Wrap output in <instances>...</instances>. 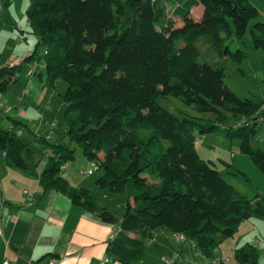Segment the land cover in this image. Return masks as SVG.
Here are the masks:
<instances>
[{
	"label": "trees",
	"instance_id": "1",
	"mask_svg": "<svg viewBox=\"0 0 264 264\" xmlns=\"http://www.w3.org/2000/svg\"><path fill=\"white\" fill-rule=\"evenodd\" d=\"M197 6L203 11L194 21L190 11ZM167 7L181 19V28L166 20ZM258 16L247 0H30L26 17L36 38L34 51L18 66L0 69V94L4 98L28 63L44 65L48 87L65 83L66 139L97 164L101 174L95 183L107 196L124 195V213L117 219L88 189L60 176L74 158L67 146L51 144L48 167L32 174L44 192H60L104 223H118L107 244L110 262L140 263L144 240L158 229L189 239L207 260L242 222L264 221V197H242L197 154V132L218 127L178 118L156 103L158 97H174L197 112H217V119H227V137L239 140L240 152L264 173V153L250 145L256 126L264 123V104L238 99L224 83V68L201 61L196 46L203 39L220 59L241 62L243 51L232 53L226 43L229 22L242 37ZM250 34L254 48L264 52V23H255ZM35 70L29 67L30 73ZM4 118L0 151L8 167L27 172L34 155L19 132L29 130L22 121ZM132 231L139 239L125 234ZM173 256L176 264L179 255ZM259 257L253 244L233 255L235 264H259Z\"/></svg>",
	"mask_w": 264,
	"mask_h": 264
},
{
	"label": "rangeland",
	"instance_id": "2",
	"mask_svg": "<svg viewBox=\"0 0 264 264\" xmlns=\"http://www.w3.org/2000/svg\"><path fill=\"white\" fill-rule=\"evenodd\" d=\"M247 1L259 12L258 18L249 21L247 31L242 37L235 35L234 26L230 21L231 34L228 35L226 41L232 53L237 50L243 51L244 58L241 62L232 59L230 56L220 59L203 39H199L196 46L201 54V61L208 63L215 69L224 68V83L238 99L242 101L249 100L254 104H264V52L261 49L254 48L250 34L251 28L255 23H264V0ZM29 5L30 0H0V63L7 55L11 56L13 54L14 57L22 61L33 53L36 38L31 34L32 29L29 27L26 17ZM202 11V6L194 7L190 11V17L194 21H198ZM166 20H172L174 28L177 29L183 25L179 17L172 15V10L169 7L166 9ZM224 36L223 34L222 37ZM181 45L182 42H179L178 46ZM41 52L39 49L37 53L40 55ZM12 57H10L8 63L10 67ZM8 65L4 67H8ZM40 71L44 76V69L40 68ZM25 73L32 74L29 69L23 68L17 72L16 76L20 77L21 80L22 74ZM20 80L15 89L13 87L14 84L9 87L5 99H3L7 103L9 101L8 105L14 102L19 103V95L21 94L19 89L23 87V85L21 87ZM36 80L38 85L36 86L35 96H30L29 94L24 101V104L29 101V113L37 121L38 125L34 128L39 131L36 136L30 135L26 131L24 132V137L27 139L26 141L29 143V148L32 150L35 159H38L41 165L48 163L52 149L50 145L54 143L53 141L51 142L53 138L56 139V143H62L63 146L69 147L70 150L74 151V158L63 166L67 170L62 168L60 176L69 179V173H73L78 179L85 178L83 185L90 189V195L96 200L97 205L106 207L117 219H120L122 213L117 209L116 203L122 205L124 210V195L107 196L106 191L95 183L101 173L92 170L91 162L82 154L81 149L74 144L70 145L65 137L63 115L65 105L62 100L66 90L65 83L62 80H58L56 87L48 92L46 104L50 96H52V99L49 108H46L45 103L40 107L35 105L36 95L43 88L38 78ZM156 103L178 118H193L199 122V125L205 127L217 126V129L203 134L197 132L196 151L198 156L218 171L220 177L242 197L248 200H253L255 197H264V173L255 165L249 155L239 151V140L227 137L224 131V124L227 119H217V112H197L174 97H158ZM24 107L26 108L22 104V109ZM222 114L228 117L230 115L224 111H222ZM7 115V106H4V109L0 112V119L3 125L7 121L4 118ZM52 124L54 126H51ZM255 130L256 132L251 139L250 145L253 149H259L264 153V123L256 126ZM164 147H166L165 143ZM81 171L85 172V175H81ZM252 222H261L260 224H263L261 234H256L259 244H254L255 234L253 232H250L247 239L256 245L258 249L259 264H264V221L252 219ZM117 224L115 225L118 226ZM185 241L190 243L186 238ZM224 241L220 246L228 249L231 242L229 240ZM229 257L232 258V256Z\"/></svg>",
	"mask_w": 264,
	"mask_h": 264
},
{
	"label": "crops",
	"instance_id": "3",
	"mask_svg": "<svg viewBox=\"0 0 264 264\" xmlns=\"http://www.w3.org/2000/svg\"><path fill=\"white\" fill-rule=\"evenodd\" d=\"M11 56L14 55L11 54ZM11 56L7 55L0 63V69L8 65ZM30 66L31 63H28L24 68L29 69ZM40 68L44 69V65L40 64L35 73L22 74L21 80L16 76L19 72L17 71L14 75L16 81L9 87L14 84L15 89L19 80L21 81V87L22 85L23 87L19 89L21 93L19 103L14 102L8 105L9 101L8 103L4 101L7 106V116L22 121L27 126L29 131L19 132L20 137L26 143L25 131L33 136L39 132L34 129L38 125L29 113V101L24 104L27 95L35 96L36 94L38 85L36 78L43 87L36 95L35 105L37 107L43 103L46 104L48 92L56 87V85L53 88L46 85V76H43ZM13 95L16 96L14 93ZM51 99L52 96L48 98L46 108H49ZM22 104L26 108L21 110ZM51 141L57 142L54 138ZM56 144L63 145L62 143ZM195 147L197 149V142ZM99 157H102V154ZM27 164L31 168L27 172L8 167L5 155L0 151V262L6 259L13 264H32L33 262L34 264L35 262L36 264H98L102 258L106 257L109 234L118 226L104 223L96 213L71 204L67 196L60 192H44L40 187L38 177L32 172L39 175L44 171L49 165V158L48 163L42 164L43 167L35 157ZM68 178L67 180L74 187L85 186L83 185L85 178L78 179L73 173H69ZM116 205L123 214L122 205L119 203ZM260 223L252 222V219L242 222L235 235L227 239L231 242L228 249L219 245L216 252L233 258L234 252L241 246L252 245L247 239L250 232L255 234L254 244H259L256 234L262 232L263 224ZM125 234L131 239H139L137 232L132 231ZM144 245L143 260L140 263L131 264H165L167 258L176 254L179 255V261L176 264L205 262V258L194 250L191 241L187 243L185 238L181 240L177 234L166 229L154 231L152 238L144 240ZM232 258L230 264L232 262L235 264Z\"/></svg>",
	"mask_w": 264,
	"mask_h": 264
},
{
	"label": "built area",
	"instance_id": "4",
	"mask_svg": "<svg viewBox=\"0 0 264 264\" xmlns=\"http://www.w3.org/2000/svg\"><path fill=\"white\" fill-rule=\"evenodd\" d=\"M22 61L17 59L16 57H12V62H11V67L14 66H18ZM32 65V70H35L38 67L37 63L31 64ZM3 96L2 94H0V108H3L4 106V100H3ZM260 111L264 112V106L261 107ZM243 122H241L242 124ZM91 168L92 170L96 171L97 170V164H95L94 162L91 164ZM81 175H85V172L81 171L80 172ZM117 230H112L111 233L109 234V241L112 240L115 236ZM179 239H183V236L178 235ZM177 256H173L171 258H168L165 260V264H174L175 260H176ZM231 262V258L227 255H224L220 252L215 253V255L213 257H211L210 259H205V262H202L201 264H230ZM104 263H110V264H121L118 261H112L110 262V260L105 257L102 258V260L98 263V264H104ZM0 264H13L11 263L9 260L4 259L3 261L0 262Z\"/></svg>",
	"mask_w": 264,
	"mask_h": 264
}]
</instances>
